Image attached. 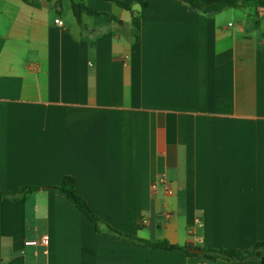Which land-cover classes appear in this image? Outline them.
I'll return each instance as SVG.
<instances>
[{"label": "crops", "instance_id": "0c3cea01", "mask_svg": "<svg viewBox=\"0 0 264 264\" xmlns=\"http://www.w3.org/2000/svg\"><path fill=\"white\" fill-rule=\"evenodd\" d=\"M146 1L0 0V187H40L0 197V264H264L110 238L46 189L73 178L95 216L143 240L264 242V11ZM71 2L100 15L82 31Z\"/></svg>", "mask_w": 264, "mask_h": 264}, {"label": "trees", "instance_id": "16d2710c", "mask_svg": "<svg viewBox=\"0 0 264 264\" xmlns=\"http://www.w3.org/2000/svg\"><path fill=\"white\" fill-rule=\"evenodd\" d=\"M33 1V0H32ZM60 1L58 0L57 5L60 6ZM111 2L118 6L119 8L131 11L134 5H138L140 8L144 9L147 7L148 3L146 0H103ZM187 3L191 9L200 11L202 13L212 14L220 12L224 9H241L247 6H254L255 8L264 11V0H224L219 4L212 5L203 8L199 2L195 0H181ZM72 13L74 19L80 29L83 31L84 26L82 24V15H87L89 17H97L100 14L89 9L82 3L71 2ZM120 23V22H119ZM40 187H20L12 191L4 190L0 187V197H6L14 201L19 198L25 199L28 195L39 190ZM46 189L51 190L65 199H67L72 205H74L90 222L93 223L96 232L103 233L106 236L114 239H123L129 241L130 243L149 248L152 250H165V251H181L189 256L200 257L204 260L215 261L217 259H223L226 261H242L246 259L257 258L264 263V242L256 243L252 248L248 250H229V249H202V255H196L188 252V246H179L170 244L166 241H150L139 239L130 235H125L117 230L111 228L108 224L102 221L99 217L95 216L90 210L86 202L76 194L75 192V180L69 176H65L62 180V184L58 187H46Z\"/></svg>", "mask_w": 264, "mask_h": 264}, {"label": "built area", "instance_id": "2783aa9c", "mask_svg": "<svg viewBox=\"0 0 264 264\" xmlns=\"http://www.w3.org/2000/svg\"><path fill=\"white\" fill-rule=\"evenodd\" d=\"M54 23L58 27L62 26V22L59 19H55ZM46 242H47V236H43L41 241H40L41 245H46ZM25 245L35 246V245H37V243L34 241H28V242H25Z\"/></svg>", "mask_w": 264, "mask_h": 264}, {"label": "water", "instance_id": "95a60500", "mask_svg": "<svg viewBox=\"0 0 264 264\" xmlns=\"http://www.w3.org/2000/svg\"><path fill=\"white\" fill-rule=\"evenodd\" d=\"M187 251L192 253V254H196V255H202L203 254V251L200 249L188 248Z\"/></svg>", "mask_w": 264, "mask_h": 264}, {"label": "rangeland", "instance_id": "374dc122", "mask_svg": "<svg viewBox=\"0 0 264 264\" xmlns=\"http://www.w3.org/2000/svg\"><path fill=\"white\" fill-rule=\"evenodd\" d=\"M66 2V1H65Z\"/></svg>", "mask_w": 264, "mask_h": 264}]
</instances>
